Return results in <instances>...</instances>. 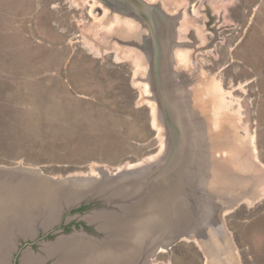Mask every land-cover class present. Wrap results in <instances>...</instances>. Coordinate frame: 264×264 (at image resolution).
I'll return each mask as SVG.
<instances>
[{"label":"rangeland","instance_id":"rangeland-1","mask_svg":"<svg viewBox=\"0 0 264 264\" xmlns=\"http://www.w3.org/2000/svg\"><path fill=\"white\" fill-rule=\"evenodd\" d=\"M144 1L167 16L181 13L180 38L187 42L175 51V67L191 81L184 112L197 117L191 121L212 151L208 159L221 167L220 182L229 188L225 196L231 204L222 206L220 220L236 264H264V0ZM204 3L216 17L214 29L205 26ZM127 21L132 24L117 14L110 20L99 0H0L1 178H9L3 176L9 168L78 183L127 178L161 160L168 128L153 94L143 42L117 39L120 28L131 35L143 24ZM114 183L99 185L100 197L84 202L80 211L59 204L52 214L59 213L58 226L50 220L44 227H54L43 235L42 223L36 225L30 245L23 244L30 241L24 231L13 228L19 236L12 247L2 244L3 264H10L15 252L18 264L25 254L40 259L37 264H56L66 258L57 249L63 242H107L106 222L95 216L118 218L134 204L114 200L130 198ZM235 185L241 192L230 191ZM145 259L207 264L192 238L147 250Z\"/></svg>","mask_w":264,"mask_h":264},{"label":"water","instance_id":"water-1","mask_svg":"<svg viewBox=\"0 0 264 264\" xmlns=\"http://www.w3.org/2000/svg\"><path fill=\"white\" fill-rule=\"evenodd\" d=\"M143 5L153 6L148 3ZM158 16L161 20L152 19L151 27L161 28L167 21L168 16L161 11ZM146 23L150 24L148 21ZM151 45L155 50L159 49V42H153ZM159 55L161 52L156 51L155 60L149 61L148 70L150 78V70L153 75L156 73V77L149 80L153 82L152 90L157 107L168 128L167 148L161 160L138 168L135 174L127 178H122L119 174L113 179L105 176L103 179L84 178L81 183L40 177L32 168H9L10 171L3 173V176L8 175L9 178H1L0 175V210L4 215L10 202L16 210L11 213L7 210L6 216L0 215L1 256L2 244L12 247L15 245L13 240L19 236L12 234L13 228L18 232L24 231V238L28 237L30 241H24L23 244L30 245L37 233L36 225L42 223L41 228L45 230L43 235H48L54 227H44L50 220L55 219L54 223L58 226L59 213L52 214L55 208L58 210L59 204V209L67 210L83 206L84 202L89 203L100 197L97 194L99 185L107 187L112 180L119 186L120 193L128 191L126 195L130 194L126 201L113 197L114 200H134V204L130 205L129 214H123L119 219L114 217L113 213L100 212L96 218L106 222L104 230L109 235L108 241L104 244L97 241L86 242L94 250H111L110 256L119 257L118 262L114 264H118L120 260V264H148L144 261L147 250L154 253L162 246L167 247L181 238L195 239L204 252L207 264H236L229 237L220 220L223 207L231 204L230 196H225L229 193H226L229 188L221 182L218 183L221 178L219 173L216 174L217 165L207 159L212 151H209L208 145H205L204 139L199 136V124L195 125L192 119L187 118L180 94H175L170 88L171 85L165 83L166 62L161 60ZM166 75L171 76L170 71L166 72ZM200 157L204 159V163L198 161ZM212 177H219V181L215 182ZM240 190L238 185H235L230 191L237 193L241 192ZM115 191L114 195L118 192ZM35 213L40 215V220L35 218ZM157 213L162 214L165 219L155 220L159 216ZM77 242L82 241L76 240L74 244ZM72 249L76 248L72 246ZM58 252L66 255L64 250ZM68 255L76 260V254ZM80 256L78 255L79 261Z\"/></svg>","mask_w":264,"mask_h":264},{"label":"flooded vegetation","instance_id":"flooded-vegetation-1","mask_svg":"<svg viewBox=\"0 0 264 264\" xmlns=\"http://www.w3.org/2000/svg\"><path fill=\"white\" fill-rule=\"evenodd\" d=\"M101 2V0H99ZM105 8L108 10L109 19L114 21L116 14L121 16L122 20H124V24H132L127 20H138L141 21L143 26H137L136 31L132 32L131 35L126 34L122 28L118 31L120 38L118 37L121 42H143L141 44V48L143 50V56L146 60L150 62L155 60V52H161L159 58L166 62L165 67V76L164 79L166 80L165 83L171 85V89L175 94H180V99L182 105L186 104L188 100L187 95V88L191 85L190 79L184 74V70L180 67H175L177 62L175 52L177 50V46H179L180 42H187L181 40L180 36V26H181V13L178 11L175 12L174 16H168L167 21L165 24L154 28L151 27L152 19H160L159 11H161L157 6L153 5L150 7H144L143 3H146L144 0H105V2H101ZM151 5V4H150ZM159 10V11H158ZM98 12L101 10L98 8ZM162 12V11H161ZM163 13V12H162ZM201 13H204L206 16L205 26L207 29L213 28V22L216 20L215 15L209 8L207 3L203 4V8L201 9ZM164 14V13H163ZM166 15V14H165ZM148 21L147 24L146 22ZM161 23V21H160ZM141 31V32H140ZM215 31V30H214ZM123 37V38H122ZM191 39V40H189ZM187 40L189 42H195L196 38L193 40V36L187 35ZM153 42H159V49H156L151 45ZM160 60V61H161ZM162 63V61H161ZM155 65V64H154ZM157 67L156 65L154 66ZM170 71L171 76H167L166 72ZM152 73V77H156V73L153 75V71L150 70ZM151 77V78H152ZM150 78V79H151ZM161 79V78H160ZM152 82V80H150ZM162 82V81H161ZM164 83V82H163ZM153 84V82L151 83ZM85 206V205H84ZM1 207V206H0ZM83 206L76 208L73 211H80ZM7 210L12 212V209L8 206ZM7 210L5 212H7ZM7 214V213H6ZM13 254V253H12ZM38 262L40 259H38ZM17 253L15 252L11 257L10 264H18L17 263ZM22 262V261H21ZM37 262V263H38ZM36 263V264H37ZM3 264V263H2Z\"/></svg>","mask_w":264,"mask_h":264},{"label":"bare ground","instance_id":"bare-ground-1","mask_svg":"<svg viewBox=\"0 0 264 264\" xmlns=\"http://www.w3.org/2000/svg\"><path fill=\"white\" fill-rule=\"evenodd\" d=\"M192 119H193L192 121H194V122L196 121L197 122V117L196 116L193 115ZM217 143H218V141H217ZM207 159H208V157H207ZM200 160H201V163H204V159H201V157H200L198 161L200 162ZM215 168L218 171L221 169L220 166H216ZM216 174L218 175V173H216ZM218 176H220V174ZM235 177H237V176L235 175ZM215 179L219 181V177H217ZM213 180H214V178H213ZM218 183H220V181ZM196 204H194V205H196ZM12 205H13L12 202H10L6 206V208H8V206H9L12 210H16V207L15 206L13 207ZM194 209H196V208L194 207ZM6 210L7 209H5V211ZM157 211H158V209H157ZM1 212L2 211L0 210V215L2 216L3 214ZM6 213L7 212H5L3 216H6ZM161 215H159L160 219H158L159 218V216H158L155 220H163V219H165ZM95 218H96V216H95ZM167 229H170V228H167ZM73 244H74V242L70 243V241H66V243L63 242L57 247V249L64 250L66 252V256H65L66 258L57 261L56 264H114V263H117L118 260H119V257L113 258L112 256H110L111 250H102V251L94 250L91 246H89L87 244L86 241L77 242L74 245ZM72 246H73V248L75 247L76 249H72ZM79 250L81 251V253H78ZM68 253L69 254H76V258H75L76 260L74 261L73 260L74 258L73 257L71 258V256L68 255ZM78 255H81L80 256L81 257L80 261L78 260ZM37 262H38V260H36V258L34 256L30 255V254H25V256L22 258V264H36ZM2 263H3V260L0 257V264H2ZM120 263H121V260L119 261L118 264H120Z\"/></svg>","mask_w":264,"mask_h":264}]
</instances>
